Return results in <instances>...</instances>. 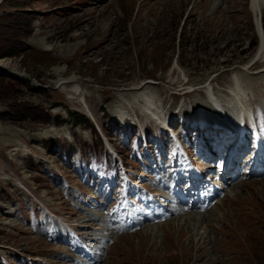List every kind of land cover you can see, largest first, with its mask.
Masks as SVG:
<instances>
[{
	"label": "rangeland",
	"instance_id": "1",
	"mask_svg": "<svg viewBox=\"0 0 264 264\" xmlns=\"http://www.w3.org/2000/svg\"><path fill=\"white\" fill-rule=\"evenodd\" d=\"M250 5L0 0V114L25 104L51 117L0 116V264H264V176L231 184L204 233L186 215L101 236L150 203L144 189L174 188L173 137L158 120L174 113L202 165L204 142L229 134L225 113H252L264 140V4Z\"/></svg>",
	"mask_w": 264,
	"mask_h": 264
},
{
	"label": "bare ground",
	"instance_id": "2",
	"mask_svg": "<svg viewBox=\"0 0 264 264\" xmlns=\"http://www.w3.org/2000/svg\"><path fill=\"white\" fill-rule=\"evenodd\" d=\"M250 3H251V10L254 12V13H256V14H258L259 13V15L260 14H262L261 12H262V6H263V4H264V0H250ZM260 30H261V28H260ZM262 32V31H261ZM262 35V34H261ZM42 40V39H41ZM36 45H38V46H43V42L42 41H38V42H36L35 43ZM260 46H261V49L259 50V51H261L262 49L264 50V44H263V41H262V43L260 44ZM44 47L45 48H51V45H44ZM44 47H41V48H44ZM260 48V47H259ZM263 55V54H262ZM256 61V60H255ZM238 89H239V87H238ZM240 90V89H239ZM240 92L238 91V92H236V94H239ZM242 93V92H241ZM233 94V93H232ZM234 95V94H233ZM212 98V103H213V105L215 104V106H217V107H219L220 106V104H219V102H218V100L217 99H215L214 98V96H212L211 97ZM220 108V107H219ZM223 109V108H222ZM222 109L220 108L219 110L220 111H222ZM224 113H225V111H223ZM242 112V114L244 113V111H241ZM226 114V113H225ZM224 114V118H229V119H226L230 124H233L235 127H238V125H239V123H240V118H241V116H240V114L239 113H237V114H230V116H226ZM226 116V117H225ZM163 119H165V117L163 118ZM158 190V189H157ZM221 201V200H220ZM217 204V203H216ZM255 205V204H254ZM252 206H253V203H252ZM258 207H255L254 209H257ZM211 210H213V208L212 209H210V210H207L206 212H204V213H199V212H188V213H185V214H182V215H179V216H177V217H173V218H171V219H174V218H178V217H183V216H189V221L186 223V225H188V226H190L191 225V227H192V225H195V221H198V222H200V226L202 227V228H204V231H203V233L206 231V229H207V226L206 225H203V221H205V224H206V221L207 220H209L210 218V215H208L210 212H211ZM256 212H258L259 210H255ZM208 212V213H207ZM207 213V214H206ZM192 214V215H191ZM250 214V213H249ZM248 214V215H249ZM257 214H259V213H257ZM208 215V216H207ZM206 217V218H205ZM251 217H252V215L250 216L249 215V223H250V225H253V224H251L252 222H251ZM171 219H169V220H166L164 223H159L160 225L161 224H165V225H168L169 224V222L171 221ZM258 219V218H257ZM256 219V220H257ZM176 221H177V219H175ZM179 220H182V218H179ZM183 220H185V218H183ZM243 220H241V222H242ZM183 222L184 221H182V224H183ZM232 223V222H231ZM237 224V223H236ZM147 227H150V225L149 226H147ZM155 227H156V225H154V229H155ZM233 227V226H232ZM236 227V233H239V236H246V234H244L242 231H241V227H243V226H240V225H236L235 226ZM255 227V226H254ZM176 228L178 229V230H180V229H183L184 228V226L183 225H181V224H177L176 225ZM197 231H198V229H197ZM191 245V244H190ZM180 246V248L181 249H183L184 250V248L185 249H187V245L185 246L184 245V247H181V245H179ZM189 246V245H188ZM190 248L193 250L194 248H196V246L193 244L192 246H190ZM212 253V252H211ZM213 255V254H212ZM212 255H210V256H212ZM215 256V255H214Z\"/></svg>",
	"mask_w": 264,
	"mask_h": 264
},
{
	"label": "trees",
	"instance_id": "3",
	"mask_svg": "<svg viewBox=\"0 0 264 264\" xmlns=\"http://www.w3.org/2000/svg\"><path fill=\"white\" fill-rule=\"evenodd\" d=\"M34 89H36L37 91L42 90L41 88H37V87L36 88L34 87ZM19 109H23L24 111L17 112L16 114L11 111H5L4 113H2V115L0 114V116L9 115L15 118L33 117L35 119H39L41 121H46V122L49 121L51 118L50 114L44 111L43 109H41L40 107H32L30 105L22 104V107ZM68 114L71 116L73 121L77 123L83 122L84 119L83 114H79L78 112L75 111H70ZM58 121L61 122L60 119H58Z\"/></svg>",
	"mask_w": 264,
	"mask_h": 264
}]
</instances>
